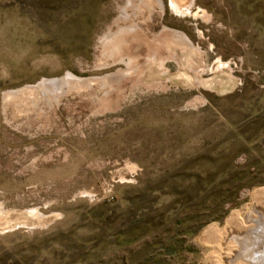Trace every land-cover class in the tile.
I'll return each mask as SVG.
<instances>
[{"label": "rangeland", "instance_id": "rangeland-1", "mask_svg": "<svg viewBox=\"0 0 264 264\" xmlns=\"http://www.w3.org/2000/svg\"><path fill=\"white\" fill-rule=\"evenodd\" d=\"M160 2L0 0V264H227L202 232L264 190V0Z\"/></svg>", "mask_w": 264, "mask_h": 264}, {"label": "bare ground", "instance_id": "bare-ground-1", "mask_svg": "<svg viewBox=\"0 0 264 264\" xmlns=\"http://www.w3.org/2000/svg\"><path fill=\"white\" fill-rule=\"evenodd\" d=\"M170 2H171V9H174L173 10L174 12L187 13L191 6L192 0H186V3L184 4L183 7H181L176 0H170ZM156 3L161 7L160 0H156ZM123 18L126 19L124 16ZM131 30L133 29L127 27L123 30H120L119 32L126 34L131 32ZM66 78L75 79L70 75H67ZM60 82L62 83L63 80L47 81L48 84H53V85ZM79 82H81V80H79ZM43 84H45V82H42L40 85ZM225 227H226V232L225 233L220 232L219 235H217V232L216 230H214L213 227H207L202 233L203 236L206 238L214 237L216 239L220 236L225 235L224 238H221L222 240L220 239L219 243L222 245L223 249L226 250L224 256H227L226 259L227 264H264V190L263 189L253 190L251 192V203L249 207L241 208L240 210L233 212L225 220ZM231 243L234 244L235 249L233 247L226 246V244L232 245ZM233 250L234 252H232Z\"/></svg>", "mask_w": 264, "mask_h": 264}]
</instances>
